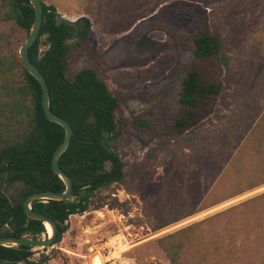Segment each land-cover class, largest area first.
Listing matches in <instances>:
<instances>
[{
	"label": "trees",
	"instance_id": "obj_1",
	"mask_svg": "<svg viewBox=\"0 0 264 264\" xmlns=\"http://www.w3.org/2000/svg\"><path fill=\"white\" fill-rule=\"evenodd\" d=\"M77 1L82 10L93 13L90 5L95 0ZM41 2L40 32L28 48V56L48 86L51 111L72 128L70 144L58 159L72 180L70 197L31 203L33 210L56 223L54 243L67 230L70 215L89 209L97 190L126 178L143 182L156 155L175 158L174 144L193 150L184 153L183 162L172 175L167 173L170 183L138 217L139 224L152 232L264 184V118L247 135L229 132L212 148L202 149L205 137H200L199 126L211 113V101L222 96L230 72L229 55L218 32L187 34L173 24L177 8L165 6L123 37L124 44L130 46L149 32H162L185 56L175 72L168 99L174 111L164 127L158 128L146 115H125L119 95L108 89L93 68L84 67L71 78L66 76L69 55L75 45L86 41L89 29L77 20L79 32L73 38L72 26L55 23L58 3ZM102 2L101 7L108 10L112 0ZM33 18L29 0H0V236H47L43 221H26L22 203L32 192L65 190L51 168V157L63 140L64 128L46 118L41 86L23 67L18 53ZM108 55L109 61L97 60L105 70L117 59L116 52ZM127 133L154 141L143 161L125 169L113 143ZM207 150L210 153L205 154ZM156 241L169 264H264V191L163 234ZM34 253L29 245H0V264H33Z\"/></svg>",
	"mask_w": 264,
	"mask_h": 264
},
{
	"label": "rangeland",
	"instance_id": "obj_2",
	"mask_svg": "<svg viewBox=\"0 0 264 264\" xmlns=\"http://www.w3.org/2000/svg\"><path fill=\"white\" fill-rule=\"evenodd\" d=\"M54 1L62 16L71 20L85 17L90 24L86 41L75 45L69 55L66 76L71 78L84 67L93 68L108 89L119 95L125 115H146L162 128L174 111L168 99L175 72L185 59L175 42L157 31L130 46L123 42L136 24L161 7L174 6L178 10L173 19L176 28L187 34L218 32L229 55L226 88L221 97L211 101V113L199 126L200 137H205L202 149L212 148L229 132L247 135L264 118V0H112L108 10L101 7L103 0H95L90 5L93 13L82 10L77 0ZM105 27L123 31L110 33L103 30ZM112 51L116 52V62L105 70L97 60L109 61L108 53ZM153 141L127 133L113 145L127 169L145 159ZM173 148L174 159L160 154L150 161L143 182L126 178L97 190L87 211L70 215L59 242L49 248L33 247V264H169L157 237L264 191L262 184L152 232L139 224L138 217L163 193L170 183L169 175L183 162L184 153L193 150L182 144H174Z\"/></svg>",
	"mask_w": 264,
	"mask_h": 264
},
{
	"label": "water",
	"instance_id": "obj_3",
	"mask_svg": "<svg viewBox=\"0 0 264 264\" xmlns=\"http://www.w3.org/2000/svg\"><path fill=\"white\" fill-rule=\"evenodd\" d=\"M12 3H15V0H11ZM30 4L32 5L34 9V18L31 24V27L29 29V32L27 34V37L24 41V43L19 48V56L22 60L23 67L26 69L28 73H30L37 81L39 82L41 86L42 91V108L44 111V114L46 118L54 123H57L61 125L64 128V137L61 143L55 148L52 157H51V168L53 173L57 174L61 180L63 181L65 185V190L62 192H56L51 190H44V191H37L32 192L29 195L26 196L22 203L23 212L26 216V221L29 219H36L41 220L46 224H49L51 228V233L47 234L45 237H16V236H0V245H29L31 247H39V248H49L54 244V239L57 234V226L56 223L48 216L37 212L31 208V203L34 201H45L47 199L55 200V201H63L67 200L71 193H72V180L69 175H67L59 166L58 159L59 156L68 148L70 144V139L72 136V128L69 125V123L60 117L59 115L53 113L50 109L49 105V90L48 86L45 82V79L42 75V73L39 71L37 66L30 60L28 56V48L34 43L36 38L38 37V34L40 32V27L42 23V2L41 0H29ZM16 10L19 15H22V11L19 6L16 7ZM82 22L84 23V28H89L90 24L87 18L81 17L80 18ZM55 23L57 25L65 24L68 26H72L74 28V33L72 34V37L75 38L79 32V26L77 23V20H71L69 18H66L56 13L55 16ZM105 147L108 148L109 151L111 149L103 143ZM47 230V229H46ZM48 232V231H47ZM6 261V260H5Z\"/></svg>",
	"mask_w": 264,
	"mask_h": 264
},
{
	"label": "bare ground",
	"instance_id": "obj_4",
	"mask_svg": "<svg viewBox=\"0 0 264 264\" xmlns=\"http://www.w3.org/2000/svg\"><path fill=\"white\" fill-rule=\"evenodd\" d=\"M46 229H47L48 233L50 234L51 233V228H50L49 224H46Z\"/></svg>",
	"mask_w": 264,
	"mask_h": 264
}]
</instances>
